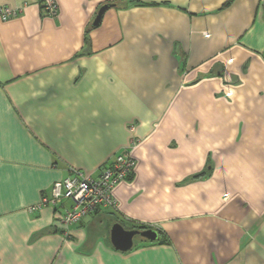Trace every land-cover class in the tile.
I'll use <instances>...</instances> for the list:
<instances>
[{
    "label": "crops",
    "instance_id": "crops-1",
    "mask_svg": "<svg viewBox=\"0 0 264 264\" xmlns=\"http://www.w3.org/2000/svg\"><path fill=\"white\" fill-rule=\"evenodd\" d=\"M42 1L0 0V264H264V0ZM133 138L115 208L32 209ZM110 221L171 242L118 250Z\"/></svg>",
    "mask_w": 264,
    "mask_h": 264
},
{
    "label": "built area",
    "instance_id": "built-area-1",
    "mask_svg": "<svg viewBox=\"0 0 264 264\" xmlns=\"http://www.w3.org/2000/svg\"><path fill=\"white\" fill-rule=\"evenodd\" d=\"M45 13L56 16L59 12V4L56 0L42 1ZM24 10L23 7L12 5L0 6V18L4 21L10 20ZM209 36L208 31L204 33ZM233 90L226 89L228 96H233ZM132 130L135 126L132 125ZM137 140L132 139L130 144L118 151L112 161L99 167L98 177L73 170V174L61 180L55 181L49 194H44L40 205L32 207L36 209L40 206L57 205L65 200L71 201V206L60 215L65 228L71 224L79 223L83 217L95 213L100 208L116 207L117 200L112 190L122 180L127 179L132 173L136 164V159L132 156V149Z\"/></svg>",
    "mask_w": 264,
    "mask_h": 264
},
{
    "label": "water",
    "instance_id": "water-1",
    "mask_svg": "<svg viewBox=\"0 0 264 264\" xmlns=\"http://www.w3.org/2000/svg\"><path fill=\"white\" fill-rule=\"evenodd\" d=\"M115 5V3L111 2L101 5L92 22V26H99L102 23L105 12ZM136 236H140L149 241H155L159 238V231L153 227L144 229L127 228L119 221H114L110 226V240L112 245L118 250H131L134 246Z\"/></svg>",
    "mask_w": 264,
    "mask_h": 264
},
{
    "label": "trees",
    "instance_id": "trees-1",
    "mask_svg": "<svg viewBox=\"0 0 264 264\" xmlns=\"http://www.w3.org/2000/svg\"><path fill=\"white\" fill-rule=\"evenodd\" d=\"M112 161V160H111ZM106 164V163H105ZM51 191V190H50ZM106 208H115V207H105V209ZM101 209H104V208H100L99 210H97L95 213H92V214H89V215H87L86 217H88V216H90V215H95L97 212H99ZM86 217H83L81 220H80V222L79 223H81ZM116 220V219H115ZM113 222V221H112ZM111 221H110V223H112ZM74 224H76V223H74ZM123 225L125 226V227H127V228H130V227H128L126 224H124L123 223ZM133 227L134 228H139V229H144V228H151V226L150 225H148V224H135V225H133ZM133 227H131V228H133ZM158 231H159V238L157 239V240H155V241H150L151 243H169L170 244V242H171V240H170V238L168 237V235L165 233V232H163V231H161V230H159L158 229ZM146 240V239H145ZM147 241H149V240H147Z\"/></svg>",
    "mask_w": 264,
    "mask_h": 264
},
{
    "label": "rangeland",
    "instance_id": "rangeland-1",
    "mask_svg": "<svg viewBox=\"0 0 264 264\" xmlns=\"http://www.w3.org/2000/svg\"><path fill=\"white\" fill-rule=\"evenodd\" d=\"M141 239H142V237H140V236H136V237H135V243H136V242H137V243L140 242ZM137 243H136V244H137Z\"/></svg>",
    "mask_w": 264,
    "mask_h": 264
}]
</instances>
